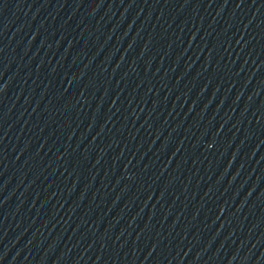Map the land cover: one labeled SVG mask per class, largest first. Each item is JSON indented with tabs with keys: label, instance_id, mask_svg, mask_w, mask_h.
<instances>
[{
	"label": "water",
	"instance_id": "1",
	"mask_svg": "<svg viewBox=\"0 0 264 264\" xmlns=\"http://www.w3.org/2000/svg\"><path fill=\"white\" fill-rule=\"evenodd\" d=\"M0 211L45 264H264V0H0Z\"/></svg>",
	"mask_w": 264,
	"mask_h": 264
}]
</instances>
